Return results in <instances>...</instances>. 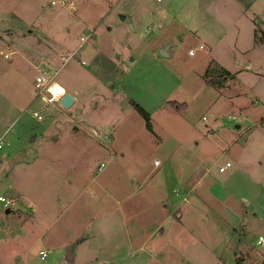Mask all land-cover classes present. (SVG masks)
Listing matches in <instances>:
<instances>
[{"label":"rangeland","instance_id":"rangeland-1","mask_svg":"<svg viewBox=\"0 0 264 264\" xmlns=\"http://www.w3.org/2000/svg\"><path fill=\"white\" fill-rule=\"evenodd\" d=\"M65 1L0 0V264H263L264 0ZM33 57L69 109L36 98ZM202 186L233 234L172 217Z\"/></svg>","mask_w":264,"mask_h":264},{"label":"crops","instance_id":"crops-1","mask_svg":"<svg viewBox=\"0 0 264 264\" xmlns=\"http://www.w3.org/2000/svg\"><path fill=\"white\" fill-rule=\"evenodd\" d=\"M80 46H82V45H80ZM93 51H94V49H93ZM25 59H26L25 60V66H27L28 69H29V67L32 66V68H34L36 70V72L39 71V69H40L39 67L40 66L39 67L36 66L37 61H35L36 60L35 57L32 58L33 60H31L30 58H25ZM133 92H135V90L131 89V93H133ZM126 93L127 92H125V94ZM75 100L76 99L74 97V102H75ZM132 101H134V100L132 99ZM131 102L129 103L128 101H126V102L122 101V102H119V105L124 106L122 104H128V105H130L132 107ZM134 102L137 103L136 101H134ZM138 105L142 109H144L145 112L148 113L150 121L152 123L153 117H151V116H153V114H151V115L149 114V112L147 111L145 105H143V104H138ZM169 106L172 107L174 110L180 111V109L183 108L184 104L180 105L178 102H170ZM160 107L162 108L161 110H164L163 111V113H164L163 116L164 117H177L175 115V113H173L172 111L165 110V108H166L165 105L160 106ZM160 114L159 113H155V115H157V116H159ZM229 119H232V118H229ZM152 131H153V129H151V132ZM152 133H154V131ZM57 139H55V141ZM32 141H34V140H32ZM226 162H229V161H226ZM221 165L222 164H220L219 166H221ZM137 188L138 187H136V189ZM200 191H202L204 194H206V196L209 198V201L211 202L210 205H212V204L213 205H215V204L216 205L217 204L220 205V202L221 203L223 202V200L222 199L220 200L217 197L216 194H212L210 188H204L203 186L200 187L199 190L193 188V189L189 190V195L181 196V198L178 201L177 205H175L173 207L172 211L170 212L172 217L177 220V223H179L182 228H186V230H188L190 228V224L191 223H193V224H198V223L204 224V222H205L206 226L208 225V223H210L212 225V223L215 221L214 219H215V216H216L219 219V224H218L219 226H218V229H217L218 232L219 233L225 232V233L233 234V230L235 229L234 225L235 224L236 225L240 224V218H239L240 215H237V214L233 215L229 221H228V219H226V217L221 216L220 214H219L220 216L217 215L216 212L213 211V209H210V208L207 209V207H208V203L206 201L207 199H206V197L204 198L203 196L199 195V193H202ZM143 200L144 199H142L141 202ZM152 206H154V204H151V202L147 205V207H149V208L152 207ZM165 207H167V205L163 206V208H165ZM214 207L216 208V206H214ZM153 213H154V215L152 216V220L153 221L165 222L167 220V218H168V216L165 215V211L163 209H160V210L159 209H155L153 211ZM207 227H206V229H207ZM188 233H190L191 235L193 234V233H191L190 230H188ZM197 239H198V237H197Z\"/></svg>","mask_w":264,"mask_h":264},{"label":"built area","instance_id":"built-area-1","mask_svg":"<svg viewBox=\"0 0 264 264\" xmlns=\"http://www.w3.org/2000/svg\"><path fill=\"white\" fill-rule=\"evenodd\" d=\"M51 5H58L60 7H67L68 9H74L75 2L74 1H65V0H51ZM81 43H84L85 40H87V37H81L80 38ZM81 47V46H80ZM202 46L199 47L201 49ZM193 51H189V55H192ZM6 57V55H5ZM74 55H69L68 57H62L63 61L66 62L70 58H73ZM81 64H84L83 62ZM52 81V76L48 74L44 70H39L37 74L34 77V87L36 90V98L39 99L43 104L44 109H48L50 106L53 108H56L55 106L59 109H63L59 101L60 99L66 94L65 90H63L62 93H59L57 96L54 95L51 91L50 88L53 85ZM32 116L36 118L37 120H41L42 117L38 112H33ZM96 134V133H95ZM1 148V146H0ZM158 162H155V165H157ZM232 168V164L230 162H225L221 166H218V172L220 174L226 173L229 169ZM0 202H4L6 204H10L11 206L13 205V202H10L8 200H5L3 197L0 196ZM264 244V238L262 236L258 237L257 240V245H263ZM40 258L43 260L46 257L45 252H39Z\"/></svg>","mask_w":264,"mask_h":264},{"label":"water","instance_id":"water-1","mask_svg":"<svg viewBox=\"0 0 264 264\" xmlns=\"http://www.w3.org/2000/svg\"><path fill=\"white\" fill-rule=\"evenodd\" d=\"M119 19H120V21L126 23L129 26V29L133 30L131 19L129 17L124 16V15H119ZM170 47H172V45L162 46L159 49V55L161 57H168ZM73 103H74V97L72 95H70L69 93H66L59 101V104L63 109H69ZM8 212H9V210H6V213H8ZM67 258L68 259L71 258L70 253L68 254Z\"/></svg>","mask_w":264,"mask_h":264},{"label":"trees","instance_id":"trees-1","mask_svg":"<svg viewBox=\"0 0 264 264\" xmlns=\"http://www.w3.org/2000/svg\"><path fill=\"white\" fill-rule=\"evenodd\" d=\"M261 42H264V39L260 40ZM224 72V77H229V73L226 71H222ZM132 107L136 110V112L144 119L145 123H146V127L149 131H151V124H150V118L147 112L144 111V109H142L137 103H135L134 101L131 102ZM238 264H241L238 261ZM264 264V263H263Z\"/></svg>","mask_w":264,"mask_h":264},{"label":"bare ground","instance_id":"bare-ground-1","mask_svg":"<svg viewBox=\"0 0 264 264\" xmlns=\"http://www.w3.org/2000/svg\"><path fill=\"white\" fill-rule=\"evenodd\" d=\"M54 83H55V82H54ZM54 83H53V84H54ZM53 94H54V93H53ZM54 95H55V94H54ZM56 96H57V95H56Z\"/></svg>","mask_w":264,"mask_h":264},{"label":"flooded vegetation","instance_id":"flooded-vegetation-1","mask_svg":"<svg viewBox=\"0 0 264 264\" xmlns=\"http://www.w3.org/2000/svg\"><path fill=\"white\" fill-rule=\"evenodd\" d=\"M171 48V47H170Z\"/></svg>","mask_w":264,"mask_h":264}]
</instances>
